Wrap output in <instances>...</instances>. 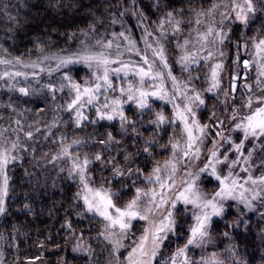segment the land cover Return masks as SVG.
Returning a JSON list of instances; mask_svg holds the SVG:
<instances>
[{
  "label": "snow or ice",
  "instance_id": "snow-or-ice-1",
  "mask_svg": "<svg viewBox=\"0 0 264 264\" xmlns=\"http://www.w3.org/2000/svg\"><path fill=\"white\" fill-rule=\"evenodd\" d=\"M194 2L176 8L173 0H151L149 23L142 0H118L110 24L120 30L98 32L97 19L67 37L72 50L46 53L37 40L35 52L13 56L0 43V90L53 102L43 140L57 150L41 159L74 185L67 216L87 222L79 233L71 219L61 225L75 241L73 260L101 264L107 254L106 264H248L235 243L227 256L209 251L213 233L221 222L249 229V213L264 232V23L251 27L264 19V0ZM125 17L135 19L138 36ZM234 26L241 29L235 41ZM0 109L24 115L11 97ZM40 119L27 131L20 119L0 125V217L9 215L11 174L25 155L36 163ZM90 125L93 133L76 135ZM69 126L71 137L55 131ZM219 236L234 239L228 230Z\"/></svg>",
  "mask_w": 264,
  "mask_h": 264
},
{
  "label": "trees",
  "instance_id": "trees-1",
  "mask_svg": "<svg viewBox=\"0 0 264 264\" xmlns=\"http://www.w3.org/2000/svg\"><path fill=\"white\" fill-rule=\"evenodd\" d=\"M117 2L118 0H0V43L9 49L13 56L29 51L35 52V41L37 40L45 43L46 53H52L61 48L72 50L75 42H69L67 37L73 33L79 37L80 30L86 29L97 19L103 22V26L97 25L98 32L103 33L105 28L108 31L113 29V25L110 24V14L118 11L115 7ZM210 2L211 0H195L194 6L207 7ZM173 3L176 8L184 6L180 0H173ZM187 3L188 0H184V4ZM150 4L151 0H142L141 7L150 17L149 23L156 19V13L151 9ZM9 14L14 19L10 20ZM127 23L133 24V20ZM262 23L264 19L258 18L253 21L252 31L259 29ZM234 29L233 41L237 39L241 31L236 26ZM227 50L229 60H231V45ZM24 58L35 59L36 56H25ZM74 67L80 68V66ZM229 69L231 71L230 65ZM84 74L85 70L80 69V76ZM10 97L18 111H23L24 115H17L9 109H0V115L4 117L0 120V125L16 127L12 124V120L20 119L27 131L28 126L34 124L36 114H38L41 119L40 124L36 126L41 127L42 131L36 134L38 141L35 144L36 163H32L31 157L25 155V159L21 162L22 166L16 167L11 174L13 187L10 194L13 195V199L8 204L9 215L0 217V235L6 237L4 241H0L5 264H60L62 257H65L69 264H84V258L73 260L75 254L69 249L75 241L70 239L61 227L67 218L72 220L77 233L81 230L87 232L86 221L77 220L75 215L67 216L68 206L75 190L74 185L66 179L64 173H59L58 167L47 164L46 159H41L45 152L51 156L57 150L56 146L43 140V133L46 131L44 125L53 117L51 111L53 102L50 98L45 99L43 95L18 97L16 94L0 90V101L7 103ZM57 102L62 104L64 100L58 98ZM212 102V100L209 101V106ZM209 106L208 112L202 117L204 120L210 112ZM26 109H31V111H24ZM40 109L43 111H39ZM61 115L65 119L68 118L67 113H61ZM55 131L58 134L66 132L70 137L73 133L71 126L61 127ZM99 131L103 133L105 129L100 128ZM93 132L94 127L90 125L83 132L76 130V135L87 137ZM21 138L23 139V136ZM26 143L31 146V142ZM141 163L143 164V160ZM25 204L31 208V212L27 214L21 211ZM248 215L251 217L249 229L243 226L237 230L225 229L222 222L219 224L213 233L215 237H218L214 244L215 249L225 253L228 245L235 243L236 250L242 259L248 261V264H262L264 232L257 226L259 223L257 217L252 213ZM235 218L236 212L233 208L229 211L227 220L231 222ZM225 230L231 231L233 241L219 236ZM95 231L93 229L91 235H95ZM85 239L90 241V236L86 235ZM93 247L99 252L102 245L93 243ZM106 260L107 254L101 260V264H106Z\"/></svg>",
  "mask_w": 264,
  "mask_h": 264
},
{
  "label": "rangeland",
  "instance_id": "rangeland-1",
  "mask_svg": "<svg viewBox=\"0 0 264 264\" xmlns=\"http://www.w3.org/2000/svg\"><path fill=\"white\" fill-rule=\"evenodd\" d=\"M126 18H127V21H126ZM124 19H125V21H126L127 26L132 27L134 34L138 36V35H139V29L135 28V23H136L135 19L132 18V17H125ZM130 20H133V24H129V23H127V22H129ZM116 26H117V27H116ZM114 27H116V28H114ZM112 30L119 31V30H120V25H119V24L114 25ZM112 30H110V31H112ZM227 51H228V50H227ZM53 66H54V64H53ZM229 71H230V69H229ZM177 74H178V70H177ZM225 83H227V76L225 77ZM213 103H215V101H213L212 104H213ZM212 104L209 106V110H210V112L213 110V109H212ZM220 111H222V109H221ZM220 111L217 112L218 115H220ZM138 232H139V229H137V233H138ZM212 250H216V249H215V245H210V246H209V251H212ZM166 254H170V253H166ZM222 254H223L224 256H227V255H228L227 252H225V253L223 252ZM196 258L198 259L199 257L197 256Z\"/></svg>",
  "mask_w": 264,
  "mask_h": 264
}]
</instances>
